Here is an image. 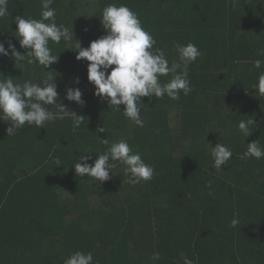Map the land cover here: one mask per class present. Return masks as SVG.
I'll return each instance as SVG.
<instances>
[{"label": "trees", "instance_id": "1", "mask_svg": "<svg viewBox=\"0 0 264 264\" xmlns=\"http://www.w3.org/2000/svg\"><path fill=\"white\" fill-rule=\"evenodd\" d=\"M131 1L118 2L131 7ZM110 2L55 0L53 7L58 22L74 29L87 47L105 34L99 17ZM261 2L239 0L233 7L231 0H190L168 16L142 20L170 59L176 55L174 42H194L203 53L190 66L188 96L142 98L143 128L94 95L86 62L76 60L71 44L53 46L54 54L61 53L50 66L61 100L85 122L74 129L66 118L8 136L9 125L0 120V264H63L75 251H91L98 264H183L181 252L195 264H264V159L238 158L246 143L264 145V97L252 90L260 71L253 62L264 59L257 55L264 47ZM39 12L40 0H10L9 15L0 20V40L11 39L23 52L11 35L14 16L38 18ZM0 71L38 79L42 67L21 72L0 57ZM67 87L82 90L83 107L64 99ZM248 118L260 126L244 142L235 121ZM102 126L107 133H96ZM99 135L110 141L127 137L155 167L153 179L130 185L122 165L101 185L77 177L71 166L80 153L104 150ZM209 142L233 150L222 170L212 167ZM56 157L64 166L54 165ZM234 214L241 221L236 228L229 226ZM154 252L159 260L151 259Z\"/></svg>", "mask_w": 264, "mask_h": 264}, {"label": "clouds", "instance_id": "2", "mask_svg": "<svg viewBox=\"0 0 264 264\" xmlns=\"http://www.w3.org/2000/svg\"><path fill=\"white\" fill-rule=\"evenodd\" d=\"M231 2L235 7L239 0ZM9 3L10 0H0V20L9 15ZM54 3L55 0H40L38 18L14 16L13 22L17 27L11 35L18 41L23 52L17 49L11 39L0 40V57L12 60L16 69L22 72L26 66L42 67L38 79L20 80L18 76L5 75L0 71V120L9 125L8 136L15 135L26 126L45 129L46 124L66 118L72 120L74 129L84 124V115H78L63 104L57 90V76L50 70V66L57 63L61 55L54 54L53 46L61 42L71 44L69 50L76 53L77 61L86 62L87 79L94 87V95L106 102L111 112L121 113L137 127L145 126L141 114L145 104L142 98L148 97L151 101L153 98L160 100L167 96L178 101L181 93L188 96L193 91L189 69L203 56L196 43L174 42L176 55L170 59L165 48L156 46L158 41L152 31L145 27L140 14L127 4L113 0L101 9L99 17L105 34L90 41L85 47L76 37L74 29L58 22ZM85 31L88 29L85 28ZM73 38L75 43H72ZM257 55L264 57V47L258 49ZM253 67L260 71L252 90H255V96L264 97V59H256ZM162 77L167 79L162 80ZM79 82V79L75 81L77 84ZM82 97L83 92L79 87L66 88L64 99L83 107L85 101ZM259 126L255 118L235 121V130L244 142ZM96 133H107V129L105 126L98 127ZM99 139L104 145L103 151L85 150L71 166L77 177H90L93 182L101 185L111 176H116L114 169L122 165L130 185L153 179L155 167L146 162L143 153L134 148L127 137L110 141L99 135ZM246 146V151L239 154V159H264V145L259 140L246 143ZM209 148L212 167L217 170H222V165L228 164L233 157V150L228 144L219 142L213 146L209 142ZM90 153L96 154L94 160L88 155ZM90 160L93 162L89 163ZM53 163L56 167L63 165L58 157L53 159ZM207 187H211V182ZM208 194L214 195L211 191ZM240 223L238 214H234L229 226L236 228ZM180 256L183 264H195L185 253L181 252ZM160 258L159 252H154L151 257L153 261ZM63 264H98V261L91 251H75L64 259Z\"/></svg>", "mask_w": 264, "mask_h": 264}, {"label": "crops", "instance_id": "3", "mask_svg": "<svg viewBox=\"0 0 264 264\" xmlns=\"http://www.w3.org/2000/svg\"><path fill=\"white\" fill-rule=\"evenodd\" d=\"M188 4H190V0H133L130 3V8L140 14L141 20H147L149 16H157L158 14L161 15V13L168 16L171 10L177 9L175 7H180L181 10L182 5ZM157 6L162 8L160 9ZM187 9L189 10V8Z\"/></svg>", "mask_w": 264, "mask_h": 264}]
</instances>
